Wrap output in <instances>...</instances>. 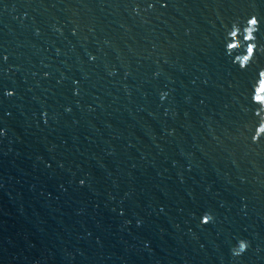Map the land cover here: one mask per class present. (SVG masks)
Masks as SVG:
<instances>
[{
    "label": "water",
    "instance_id": "obj_1",
    "mask_svg": "<svg viewBox=\"0 0 264 264\" xmlns=\"http://www.w3.org/2000/svg\"><path fill=\"white\" fill-rule=\"evenodd\" d=\"M251 15L264 45V0H0V264H264Z\"/></svg>",
    "mask_w": 264,
    "mask_h": 264
},
{
    "label": "clouds",
    "instance_id": "obj_2",
    "mask_svg": "<svg viewBox=\"0 0 264 264\" xmlns=\"http://www.w3.org/2000/svg\"><path fill=\"white\" fill-rule=\"evenodd\" d=\"M153 7V5H149ZM139 12V7L135 9ZM261 20L257 15H251L246 21L241 23L236 20L225 33V52L231 57L232 62L240 69H247L257 58V52H264V45L258 43L257 33L260 30ZM10 91L8 95H12ZM168 93L163 92L162 97H167ZM252 102L257 105L255 115L259 121L252 136L253 143H259L264 137V68L260 69L252 86ZM84 181H81L83 183ZM215 217L211 212H206L202 216L201 223L208 224L214 221ZM251 246L248 239L241 238L231 249L234 257L242 256Z\"/></svg>",
    "mask_w": 264,
    "mask_h": 264
}]
</instances>
